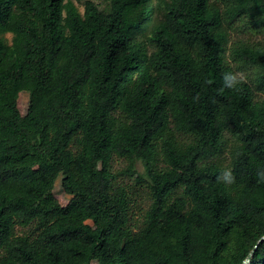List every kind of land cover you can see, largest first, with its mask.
<instances>
[{"label":"trees","instance_id":"16d2710c","mask_svg":"<svg viewBox=\"0 0 264 264\" xmlns=\"http://www.w3.org/2000/svg\"><path fill=\"white\" fill-rule=\"evenodd\" d=\"M236 18L264 0H0V264H264V45L233 47L237 76Z\"/></svg>","mask_w":264,"mask_h":264},{"label":"rangeland","instance_id":"374dc122","mask_svg":"<svg viewBox=\"0 0 264 264\" xmlns=\"http://www.w3.org/2000/svg\"><path fill=\"white\" fill-rule=\"evenodd\" d=\"M76 2V4L79 6L80 10L84 11V0H73ZM97 3L100 4L101 7H105L107 4H109V0H94ZM221 10H224L227 5V0H213ZM225 27H227L229 32V41L227 43V49L225 52V60L226 63L230 64L234 70L237 76L241 77L244 80H247L249 82H252L255 84L256 82V76L258 75L257 69H254L252 67H247L241 60H237L233 55V47L236 44H250V45H258L263 44L264 45V26L255 27L254 25L250 24V22L247 20V18H236L235 20H225ZM9 38H11V35L9 34ZM256 96L257 98L264 97V91L263 90H256ZM19 107L23 114L26 113L28 102H29V93L28 91H21L19 94ZM184 135V134H183ZM184 139H188V135L183 136ZM231 136L227 135V141L228 146L231 145ZM221 159H224L228 162V153L224 152L221 156ZM129 166V162L123 158L118 157L115 155L113 161H112V169L113 172L117 174V182L121 184H130L134 186V199L136 202V206L132 209V213L135 216L136 219L141 220L146 212V209L149 204V199L147 198L148 192L147 187L145 184L140 183H134L133 177L129 176L127 174L126 169ZM138 169L143 170V164L140 162L138 163ZM62 177H59L57 180V183L52 190L56 200L61 205H66L71 195L63 191L62 187ZM88 222L92 223L91 220H88ZM28 227H23L18 225L17 226V232L18 233H24L28 232ZM93 264H99L97 260L93 261Z\"/></svg>","mask_w":264,"mask_h":264},{"label":"clouds","instance_id":"9594fccd","mask_svg":"<svg viewBox=\"0 0 264 264\" xmlns=\"http://www.w3.org/2000/svg\"><path fill=\"white\" fill-rule=\"evenodd\" d=\"M224 83H225L226 87L233 88L236 85V83H238V81L233 74L226 73L224 75ZM259 175L262 179H264V173L261 172V173H259Z\"/></svg>","mask_w":264,"mask_h":264},{"label":"water","instance_id":"95a60500","mask_svg":"<svg viewBox=\"0 0 264 264\" xmlns=\"http://www.w3.org/2000/svg\"><path fill=\"white\" fill-rule=\"evenodd\" d=\"M263 239H264V236L260 239V241ZM257 246H258V244L255 247H257ZM253 253H254V249L250 252V254L247 256V258L242 262V264H248V261L250 260Z\"/></svg>","mask_w":264,"mask_h":264}]
</instances>
